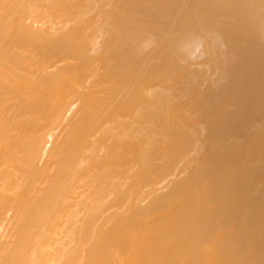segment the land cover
<instances>
[{"label": "bare ground", "instance_id": "6f19581e", "mask_svg": "<svg viewBox=\"0 0 264 264\" xmlns=\"http://www.w3.org/2000/svg\"><path fill=\"white\" fill-rule=\"evenodd\" d=\"M263 19L0 0V264H264Z\"/></svg>", "mask_w": 264, "mask_h": 264}, {"label": "rangeland", "instance_id": "374dc122", "mask_svg": "<svg viewBox=\"0 0 264 264\" xmlns=\"http://www.w3.org/2000/svg\"><path fill=\"white\" fill-rule=\"evenodd\" d=\"M264 20V19H263ZM262 37L264 36V21H263V26H262V31H261ZM264 40V37H263ZM201 49V48H200ZM200 52V51H198ZM75 108V106L73 107V109ZM167 184V183H166Z\"/></svg>", "mask_w": 264, "mask_h": 264}]
</instances>
